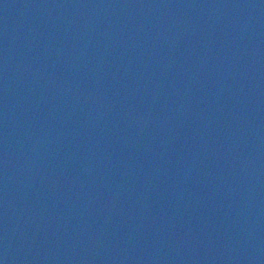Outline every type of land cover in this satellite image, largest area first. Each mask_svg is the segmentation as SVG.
Masks as SVG:
<instances>
[{
	"label": "water",
	"instance_id": "obj_1",
	"mask_svg": "<svg viewBox=\"0 0 264 264\" xmlns=\"http://www.w3.org/2000/svg\"><path fill=\"white\" fill-rule=\"evenodd\" d=\"M0 264H264V0H0Z\"/></svg>",
	"mask_w": 264,
	"mask_h": 264
}]
</instances>
